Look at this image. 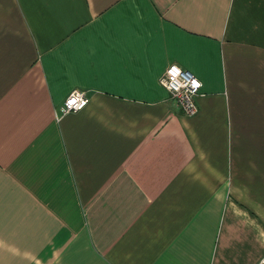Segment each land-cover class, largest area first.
<instances>
[{
	"label": "crops",
	"instance_id": "0c3cea01",
	"mask_svg": "<svg viewBox=\"0 0 264 264\" xmlns=\"http://www.w3.org/2000/svg\"><path fill=\"white\" fill-rule=\"evenodd\" d=\"M263 257L264 0H0V264Z\"/></svg>",
	"mask_w": 264,
	"mask_h": 264
},
{
	"label": "built area",
	"instance_id": "2783aa9c",
	"mask_svg": "<svg viewBox=\"0 0 264 264\" xmlns=\"http://www.w3.org/2000/svg\"><path fill=\"white\" fill-rule=\"evenodd\" d=\"M160 82L186 115L197 114L199 107L196 98L200 94L202 83L196 75L176 63H171L165 69ZM88 102L89 97L85 92L73 90L64 102L63 114L79 111ZM260 264H264V257Z\"/></svg>",
	"mask_w": 264,
	"mask_h": 264
}]
</instances>
